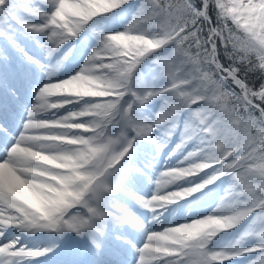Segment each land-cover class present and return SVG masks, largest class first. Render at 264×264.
I'll return each mask as SVG.
<instances>
[{
  "label": "snow or ice",
  "instance_id": "1",
  "mask_svg": "<svg viewBox=\"0 0 264 264\" xmlns=\"http://www.w3.org/2000/svg\"><path fill=\"white\" fill-rule=\"evenodd\" d=\"M125 6L130 0H0V264H129V255L135 264H264V0H138L121 31L93 34L96 46L75 73L47 78L82 33ZM21 35L35 42L34 54ZM149 58L165 84L134 88ZM38 73L46 78L33 83ZM21 82L33 101L16 128ZM155 99L158 110L144 115ZM69 104L81 107L41 118ZM177 132L173 151L193 146L187 165L161 172L150 197L126 191L125 180L152 163H131L134 144L159 155ZM208 169L194 187L160 191ZM223 177L230 182L213 214L147 233L139 247L114 227L143 231L118 193L154 211ZM244 221L235 242L208 248ZM12 229L49 233V243L28 247Z\"/></svg>",
  "mask_w": 264,
  "mask_h": 264
},
{
  "label": "rangeland",
  "instance_id": "2",
  "mask_svg": "<svg viewBox=\"0 0 264 264\" xmlns=\"http://www.w3.org/2000/svg\"><path fill=\"white\" fill-rule=\"evenodd\" d=\"M99 26H102L103 23H99ZM93 42H96L95 38H92ZM22 46H25V50L29 51V54H34L36 51L35 49V42L34 41H28L27 37L20 38V41ZM86 46L80 47L75 46L73 47L72 51L68 54V57L66 60H64L63 64L50 76L47 78H50L53 81L62 80L68 76L69 74L75 73L83 64V58L87 54L85 50ZM42 55V53H41ZM59 53L54 54V56L51 58L50 63L54 65L57 60L60 59ZM35 71V70H33ZM44 73H38L33 83H36L37 81H41L45 79ZM141 85L143 87H149L151 86L154 88L156 86V80L153 78L151 73H147L143 75L141 78ZM20 92H21V98H22V104L17 105V114L15 117V123L14 127H19V122L22 117V108L24 104L31 105L33 101V93L32 88L24 82H21L19 84ZM150 107L153 109L149 110L147 115L151 114L152 112H155L158 110L155 108L154 104L150 103ZM74 108H76V104H69L67 107L60 109L57 112L49 111L46 113L41 114L42 119H52L55 116H59L64 114L65 112H68ZM179 143V135H173L168 143L165 145L163 149H161L160 154H155L154 146H144L142 145V142L138 144H134L133 146V152L130 157L131 163H135L136 166H141L142 163H146L148 160H151V167L145 169V175L140 176L139 174H136L131 179H126L124 182V188L126 191H130L132 193L138 194L142 197H150L153 192L155 191V184L154 181L157 179L158 175L163 172L166 169H171L176 166H186L187 163L183 160L184 152L177 150L173 151L175 148V145ZM171 153V154H170ZM207 175H200L196 177L195 179H192V177L183 178L181 180H176L172 184H164L160 188V191L162 193H167L168 191H174V190H183L186 188L191 187L193 184H197L199 181L202 180V178H206ZM224 189L221 185L219 186H206L203 190L197 191L195 193H191L187 197H182L181 199L174 201L170 204L165 205L163 208L155 209L154 211H147L143 208H141L134 200L130 199L129 197L123 195L122 193H118L117 197L120 203L125 205L127 208L131 209L132 212L135 214L136 218L138 219L139 223L143 225V231L140 229L129 225L124 224L125 228L128 229H136L138 230L137 233L141 234V239L145 240V236L148 232H157L162 230L165 227L169 226H175L181 223L190 222L193 219L200 218L209 214H213L214 210L218 208L220 204V197L223 195ZM153 215H155V219H153ZM150 219H153L154 225L151 227L146 226V222H148ZM120 226V225H118ZM123 227V225L121 226ZM146 227H149V229L146 230ZM116 228V227H115ZM117 229V228H116ZM124 229V227H123ZM118 230V229H117ZM125 230V229H124ZM127 230V229H126ZM229 230H222L219 232L209 243L208 248L211 250H219L220 246H224L223 248H227L231 243L235 242L238 237L235 236H227L226 234L229 233ZM139 234V237H140ZM137 247L141 246L144 241H138L135 239L133 241ZM247 244H254V239H249L248 242H245ZM131 255H129V264H135L134 259L131 260ZM40 261L35 260L32 262V264H52V261L46 257L39 258ZM51 261V262H50ZM224 264H244L243 258H236V260L233 261H225Z\"/></svg>",
  "mask_w": 264,
  "mask_h": 264
},
{
  "label": "trees",
  "instance_id": "3",
  "mask_svg": "<svg viewBox=\"0 0 264 264\" xmlns=\"http://www.w3.org/2000/svg\"><path fill=\"white\" fill-rule=\"evenodd\" d=\"M138 3V0H130V6H125L124 9L121 10H117L115 15H111L109 14V18L105 21H103V25L99 26L98 23L96 24V26L91 30L87 32V36L85 37L84 34L82 33V38L77 42L79 45H86L87 47H89V49H86L87 52L90 51V49L92 47L96 46V42H92L91 39L94 37V33L95 32H99V31H121L130 21L132 18V15L135 12V8L136 5ZM99 19V18H97ZM21 37H24L23 35H21ZM20 37V38H21ZM0 43H2L0 41ZM66 51V50H65ZM61 54L63 55L64 52L61 51ZM151 58H149L148 60H145L141 65L138 66V69L136 71V74L134 76L133 79V87L134 88H143V86L141 85V78L143 77V75L147 74V73H151L153 78L156 76V71H155V67L154 65L150 62ZM156 80V86L154 88L158 89L162 86H164L165 81L162 79H155ZM82 103V102H81ZM151 103L154 104L155 108H159L161 101L158 99L153 100ZM81 107V104H77L76 108L71 109L75 110ZM153 109L152 107H150V104L147 105V107L143 110V114L147 115V111ZM181 116L183 117V113L181 114ZM174 134H179L174 133ZM145 145H149V143H145L143 142ZM185 154L186 155L187 151L189 150H193V146L191 144V142H189V144H187L185 146ZM187 162V161H186ZM196 162H201L200 160H197ZM188 163V162H187ZM211 172V169L208 170H203L201 173L196 174L194 176H191L192 179H195L196 177L200 176V175H208ZM202 178L201 181H199L197 184L201 183L203 181ZM229 180L227 177H223L220 180L216 181L215 183L211 184V186H219L221 185L223 187V189H225V187L229 184ZM197 184H193L191 187H194ZM247 226V221L242 222L240 225L235 226L233 229L229 230L230 231V235H236V236H240V234L243 232L244 228ZM248 239L245 240V242H247ZM244 242V246H250L249 244ZM221 249H225V248H221ZM220 249V250H221Z\"/></svg>",
  "mask_w": 264,
  "mask_h": 264
},
{
  "label": "bare ground",
  "instance_id": "4",
  "mask_svg": "<svg viewBox=\"0 0 264 264\" xmlns=\"http://www.w3.org/2000/svg\"><path fill=\"white\" fill-rule=\"evenodd\" d=\"M152 225H154V221L153 219H150L148 222H146V226L151 227ZM122 225L118 226L115 225L114 227H116L119 231H122L123 234L130 240L135 241L138 240L139 242L144 241V239H141V235L143 234L141 232L140 237L139 234L137 233L138 230L132 228V229H128L125 228L124 224L123 227H121ZM149 227H146V230L149 229ZM127 229V230H126ZM11 232L13 233L14 236H19L20 240L22 243L26 244L28 247H32V248H40V247H44L49 243V233L46 232H38V233H34V234H25L22 232H18L14 229L11 230ZM150 233V232H148ZM132 260V256L130 257ZM43 259V258H42ZM51 262V261H50Z\"/></svg>",
  "mask_w": 264,
  "mask_h": 264
}]
</instances>
